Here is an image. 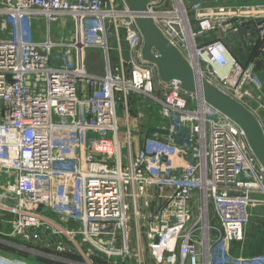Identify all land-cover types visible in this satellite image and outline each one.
<instances>
[{
    "label": "built area",
    "instance_id": "1",
    "mask_svg": "<svg viewBox=\"0 0 264 264\" xmlns=\"http://www.w3.org/2000/svg\"><path fill=\"white\" fill-rule=\"evenodd\" d=\"M193 2L152 1L137 13L123 0H0V214L12 226L6 236L42 240L47 217L55 216L78 226L55 231L76 251L88 244L107 264H130L132 257L149 264L140 246L131 247L129 215V200L138 219L136 203L145 198L146 206L157 203L147 233L153 264H220V257L264 264V255L232 256L255 210L264 211V167L230 118L178 81L160 78L144 59L136 21L153 19L199 76L242 103L264 133V4ZM68 20L71 39H52L51 24L61 21L65 30ZM242 28L255 34L257 47L246 66L223 39L198 43ZM89 49L102 52L103 74L87 69ZM131 97L167 120L169 143L154 136L133 154ZM210 204L215 226L207 219ZM57 249L68 251L63 242ZM5 259L0 253V263Z\"/></svg>",
    "mask_w": 264,
    "mask_h": 264
},
{
    "label": "crops",
    "instance_id": "2",
    "mask_svg": "<svg viewBox=\"0 0 264 264\" xmlns=\"http://www.w3.org/2000/svg\"><path fill=\"white\" fill-rule=\"evenodd\" d=\"M194 0H182V2L185 3V5L187 6H191ZM207 1V3L209 5H212L213 7L216 6H222V7H227V8H232L233 6H245V5H250V4H264V0H217V2H215L214 0H205ZM171 6V2H166V4L164 5V8L166 7H170ZM193 26L196 28V21L193 19ZM256 23H252L250 25L249 28H252L253 30H255ZM71 31V30H70ZM69 32V30H68ZM69 38L71 39V33ZM252 35L250 37L247 36L248 40L247 41L244 37V34H242L241 32L236 33V32H230L228 34L217 30V32L214 33H210L209 36L207 37H200L202 41H200V44L203 42L206 43H210L212 41L217 40V38L223 39L225 41V43L227 44L228 48L230 49V51L235 54L237 57H239V60L241 62V64L243 66H246L248 64V62L251 61V59L254 57V55H252L253 52V41H254V37L255 34L251 33ZM92 50V49H89ZM94 50V49H93ZM88 51V50H87ZM96 53L100 54L102 57V60L104 61V56L102 54L101 51L96 50ZM87 54V52H86ZM114 56L112 55L114 62H116L117 60V54H115V52L113 53ZM264 55V53L262 54ZM87 56V55H86ZM128 55L126 54V57ZM93 58L92 56H88V59L86 60V66L87 69L90 70L91 72L101 75L104 73V69L103 72H96L94 70H92V68L90 67H94L95 65L91 62V59ZM95 59V58H94ZM99 60V59H96ZM88 64V65H87ZM91 65V66H90ZM89 66V67H88ZM105 66V63H104ZM264 65L262 64L260 66V70L263 72L264 74V70L263 67ZM131 103V114L133 117H135V122L134 125H136V132L132 133V152L133 154H137L140 150H142L148 143V141L150 139H153L154 136L160 137V139H162L163 142L165 143H169L171 141L170 136H166V135H162L158 132L153 131L154 129H156L157 131H164V129L167 128L168 122L165 119H162V117L160 116L159 112H150L146 109H143L141 107H139L136 103V99H134V97H131L130 100ZM119 113L121 116H123V108L121 107L119 109ZM122 136H124V134L122 133ZM123 153L126 154L127 153V148L124 147L123 149ZM1 178V177H0ZM3 178V177H2ZM200 193L197 191L195 193V210H197V212L199 211V206H200V202H199V197ZM145 198H140L137 201V205L136 208L141 210V215L137 218L134 217V211H133V206L134 204L132 203V201L129 200V204L131 205V209L129 212L130 215V220H131V237H132V241H131V247L133 250H135L136 247H141L143 249V251L145 252V254L148 257V263L149 264H153V262L151 261V258L149 256L148 253V237H147V233L149 232V223L152 221L151 218L153 217L154 213L157 211V203H151L150 206H146L145 205ZM194 210V215L196 217V215L198 214L196 211ZM214 210L212 205H209V209L207 211V219H209V223L211 225H217V219L214 217ZM47 219H49V222H51V225L48 227H45L44 229V233L42 234L41 238L42 240L38 239V241H42L43 243H46V245H53L56 246L60 243L63 242L67 245L68 251L66 252H61L60 254H62V256H64L65 258L63 259L62 263L64 264H71L69 262H67L66 260L70 259L69 257H73L76 255L75 254V249L67 242V240L64 238V236L61 235H57L55 234V231H61L63 229H77V225L75 223H66L63 222L62 220H60L57 217H53V216H48ZM10 218H8L7 215H1L0 214V229H2L3 225L6 227L4 230L5 232H9L12 228L11 224L9 223ZM1 236H4L2 234V232H0ZM7 238H9L8 236H6ZM18 239V240H22L24 243L27 244H35L38 241H34V240H26L23 237H13L12 239ZM12 244L15 245V243L11 242V240L9 239H3L2 237H0V245H8ZM242 244V243H239ZM236 245V246H239ZM9 246V245H8ZM235 246V247H236ZM4 247V246H3ZM243 251V250H242ZM1 252V251H0ZM3 252V251H2ZM243 254L244 253L243 251ZM135 259L132 257L130 264H134ZM94 264H99L93 261ZM73 264V263H72ZM104 264V263H103ZM107 264V263H106ZM123 264H127V263H123Z\"/></svg>",
    "mask_w": 264,
    "mask_h": 264
},
{
    "label": "water",
    "instance_id": "3",
    "mask_svg": "<svg viewBox=\"0 0 264 264\" xmlns=\"http://www.w3.org/2000/svg\"><path fill=\"white\" fill-rule=\"evenodd\" d=\"M131 12L143 13L147 10L149 2L158 0H123ZM140 33L145 39L143 48L144 59L153 62L159 72L160 78L165 81L176 80L187 92L197 93L209 102L218 111L237 124L251 151L264 167V133L259 119L251 113L242 103L234 100L207 79L200 77L196 69L181 52L160 32L153 19L139 16L136 18ZM241 33L247 40L246 29ZM154 51L157 55L152 53ZM153 131L162 135H169L167 131Z\"/></svg>",
    "mask_w": 264,
    "mask_h": 264
},
{
    "label": "rangeland",
    "instance_id": "4",
    "mask_svg": "<svg viewBox=\"0 0 264 264\" xmlns=\"http://www.w3.org/2000/svg\"><path fill=\"white\" fill-rule=\"evenodd\" d=\"M186 7L189 8L188 5ZM68 22L69 27L65 30L62 29L61 21H59V23L51 24L52 39L59 40L61 38H65L67 40H70V34H68V30H72L73 22L70 20H68ZM40 33L41 31L37 30L36 38L43 41L42 35ZM200 41H202L201 38L198 39V43H200ZM111 48H113V44H111ZM86 52V60L88 59V56H92L93 58L90 59L91 62L95 65L94 67L90 68H92V70L96 72H103L104 61L102 60L101 55L96 53V50L93 49ZM113 53L114 51L111 50V54L114 56ZM260 66L261 65H259V67ZM261 73L263 72L261 71ZM262 77L264 79V74H262ZM184 144L185 142L183 143V145ZM0 175L2 179L3 173H0ZM5 228L6 227L3 225L2 229H0V232H2V234L4 235H0V237H2L3 239L11 240V242L15 243V245L9 243V246L3 245V247L0 245V253L2 254V256L6 257L5 261H2L0 264H64L62 263V261L65 257L60 254L61 252H59L56 246L46 245V243H43L42 241H38L35 244H27L22 240H18L16 238L12 239L13 237L7 238V232H5L4 230ZM245 234L246 236L244 242L242 244H239V246H236L232 250L233 258L242 255L243 251L244 253H246L243 254L245 257H256V255H264V211L255 210L253 218L246 228ZM75 254L76 261L82 264H94L93 261L99 264H106V260L104 259V257L94 252V250L88 244H84L83 247L80 248V251H75ZM220 259V264H228L227 261H222L221 257ZM232 260L233 259H231L230 263L232 262Z\"/></svg>",
    "mask_w": 264,
    "mask_h": 264
},
{
    "label": "trees",
    "instance_id": "5",
    "mask_svg": "<svg viewBox=\"0 0 264 264\" xmlns=\"http://www.w3.org/2000/svg\"><path fill=\"white\" fill-rule=\"evenodd\" d=\"M247 41H249L248 40V38H247ZM257 53V47H254L253 48V52H252V55H254V54H256ZM235 55V54H234ZM236 56V55H235ZM237 57V56H236ZM238 59H239V57H237ZM240 61V60H239ZM74 257H76V256H74Z\"/></svg>",
    "mask_w": 264,
    "mask_h": 264
},
{
    "label": "bare ground",
    "instance_id": "6",
    "mask_svg": "<svg viewBox=\"0 0 264 264\" xmlns=\"http://www.w3.org/2000/svg\"><path fill=\"white\" fill-rule=\"evenodd\" d=\"M0 180H2V179L0 178ZM1 182L3 183V180H2ZM1 182H0V183H1Z\"/></svg>",
    "mask_w": 264,
    "mask_h": 264
}]
</instances>
